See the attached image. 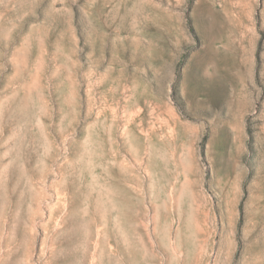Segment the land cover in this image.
<instances>
[{
  "label": "rangeland",
  "instance_id": "374dc122",
  "mask_svg": "<svg viewBox=\"0 0 264 264\" xmlns=\"http://www.w3.org/2000/svg\"><path fill=\"white\" fill-rule=\"evenodd\" d=\"M0 264H264V0H0Z\"/></svg>",
  "mask_w": 264,
  "mask_h": 264
}]
</instances>
